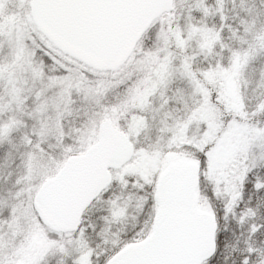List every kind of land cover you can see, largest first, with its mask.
<instances>
[{
	"label": "snow or ice",
	"instance_id": "obj_1",
	"mask_svg": "<svg viewBox=\"0 0 264 264\" xmlns=\"http://www.w3.org/2000/svg\"><path fill=\"white\" fill-rule=\"evenodd\" d=\"M0 264H264V0H0Z\"/></svg>",
	"mask_w": 264,
	"mask_h": 264
}]
</instances>
